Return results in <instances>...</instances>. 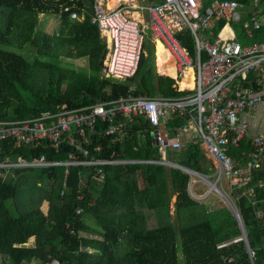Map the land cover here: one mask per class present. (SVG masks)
<instances>
[{"label": "trees", "instance_id": "16d2710c", "mask_svg": "<svg viewBox=\"0 0 264 264\" xmlns=\"http://www.w3.org/2000/svg\"><path fill=\"white\" fill-rule=\"evenodd\" d=\"M83 1L0 0L4 14L0 119L33 118L54 113L58 107L77 109L129 93L147 97L183 94L173 89V78L156 72L154 58L146 56L130 78L101 76L105 44L89 22L90 12ZM236 1L248 5L251 0ZM260 7L264 10V0ZM72 13L82 18H71ZM40 15L59 18L57 33L39 31ZM177 37L194 56L190 34ZM26 46L32 52L29 58L19 52ZM81 57L86 59V68H73L62 60ZM101 143L123 158H159L149 139L138 152L133 151L134 139L125 146L109 139ZM1 147L0 160L16 155L32 159L42 153L48 159L66 156V148L56 152L43 147ZM250 151V145L243 143L241 149H230L227 154L236 166H244ZM172 157L208 182L214 180L211 161L198 140L174 151ZM160 167L164 166H105L102 177L86 175L83 180L78 168L72 167L62 197L63 167L7 169L11 173L0 169V264H179V246L184 264H264V162L240 190L223 192L239 214L246 241L223 202L208 209L190 196L188 174L165 167L164 175ZM44 203L46 212L41 209ZM31 238L34 244L29 246Z\"/></svg>", "mask_w": 264, "mask_h": 264}, {"label": "built area", "instance_id": "2783aa9c", "mask_svg": "<svg viewBox=\"0 0 264 264\" xmlns=\"http://www.w3.org/2000/svg\"><path fill=\"white\" fill-rule=\"evenodd\" d=\"M91 1L89 22L105 44L100 75L116 80L134 76L146 56V40L153 43L154 57L158 41L170 57L175 75L157 73L173 78V89L183 94L147 97L129 93L77 109L58 107L54 113L33 118L0 119V151L3 144L12 149L43 147L56 152L66 148L63 159H48L46 153L32 159L6 156L0 160V169L63 167L62 197L72 167L78 168L81 180L86 175L100 178L105 166L124 164L163 165L188 174L167 157L198 140L211 161L216 182L224 176L231 189L240 190L264 162V136L249 138L248 124L241 119L264 101V10L260 0L248 5L236 0H116L110 7L108 0ZM70 17L82 18L75 13ZM186 32L194 56L177 37ZM188 68L193 70V88L181 89ZM106 139L120 146L134 139V152L149 139L159 158L120 157L101 143ZM243 143L251 147L248 154L242 153L248 163L236 166L227 153L241 149Z\"/></svg>", "mask_w": 264, "mask_h": 264}, {"label": "rangeland", "instance_id": "374dc122", "mask_svg": "<svg viewBox=\"0 0 264 264\" xmlns=\"http://www.w3.org/2000/svg\"><path fill=\"white\" fill-rule=\"evenodd\" d=\"M3 19H4V14L3 13H0V26L2 25L3 23ZM39 19V24H38V29L39 31L47 34V35H52L53 33H57V31L59 30L60 28V20L57 16H53V15H41L38 17ZM153 43H151L149 40H146V43H145V53H146V58L149 59V58H154V65L156 63V60H157V56H156V53H155V57H154V54H153ZM20 53H22L23 55H25L26 57L28 56L31 57V49L30 47H25L22 51H19ZM63 62L70 66V67H73V68H86V59L84 57H81V58H75V59H70V58H63L62 59ZM157 68L155 67V70L157 72L158 69H160V67L158 65H156ZM186 145V144H185ZM203 151V149H202ZM204 153V151H203ZM207 158V156H206ZM167 161H170V162H173L175 163L176 160L173 159L172 157V154H170V157H169V154H168V157H167ZM158 166H163V165H158ZM160 171L163 172L162 174L165 175V166L164 167H160ZM38 169V171L41 169V168H36ZM212 170V175H213V169ZM12 170H7V173H11ZM190 175V182H189V185H188V191H189V194L190 196L197 200V201H201L204 203V205L208 208V209H214V208H217L219 207V201H221V199L216 195L214 194V192L208 194L205 196V193L207 191V185L206 183L199 177H197L196 175H192L191 173H189ZM86 175V173L83 174V177ZM215 181V179L210 182V183H213ZM218 185V191L220 193L223 194V192H227V190L230 188L227 180L225 179L224 176L221 177V180H220V183H217ZM174 200H172L173 202ZM41 209L42 211L46 212L47 211V204L44 203L42 206H41ZM93 228H95V226L91 225ZM92 237V236H90ZM34 244V239L31 238L29 240V243L28 245L29 246H32ZM178 260H179V264H184L183 262V256H182V253H181V249H180V246L178 248Z\"/></svg>", "mask_w": 264, "mask_h": 264}, {"label": "crops", "instance_id": "0c3cea01", "mask_svg": "<svg viewBox=\"0 0 264 264\" xmlns=\"http://www.w3.org/2000/svg\"><path fill=\"white\" fill-rule=\"evenodd\" d=\"M156 51H157V47H156ZM156 62H157V60H156ZM158 72H161L160 69H158ZM169 75H171V74H169ZM171 76H173V75H171ZM184 78H186L185 80H187V76H185ZM184 78H183L182 82H184ZM241 119L243 121L247 122V124H248V137L249 138H252V137L257 136V135H263L264 136V101L262 103H260L254 110L250 111V113H247V112L243 113L241 115ZM201 149H203V148H201ZM203 151H204V149H203ZM204 155L207 156L205 154V152H204Z\"/></svg>", "mask_w": 264, "mask_h": 264}, {"label": "bare ground", "instance_id": "6f19581e", "mask_svg": "<svg viewBox=\"0 0 264 264\" xmlns=\"http://www.w3.org/2000/svg\"><path fill=\"white\" fill-rule=\"evenodd\" d=\"M115 1L116 0H108L107 7L112 6ZM156 47H157V51H156ZM155 53L157 56L156 65H158L160 67V71L161 72L164 71V72H166V74H171L174 76L175 75L174 66L172 63L168 62L170 57L167 55V53L163 49L162 45L158 41L155 43ZM165 62H168V64H167L166 68L163 69L162 67H163V64ZM188 70H187L188 73L186 72L187 80H185L186 78H184V82H182L179 86L182 89H184V88L192 89L193 88V70H192V68H188ZM212 192L213 191L211 190L210 193H212Z\"/></svg>", "mask_w": 264, "mask_h": 264}, {"label": "water", "instance_id": "95a60500", "mask_svg": "<svg viewBox=\"0 0 264 264\" xmlns=\"http://www.w3.org/2000/svg\"><path fill=\"white\" fill-rule=\"evenodd\" d=\"M83 2L87 6L89 12H92V1L91 0H84ZM186 171H187L188 174L191 173L192 175H196L197 177L201 178L206 183L207 191L205 193V196L210 194V191L212 190L214 192V194H216L221 199V202H223L228 207V209L231 211V213H233V215L235 216V218H236V220H237V222L239 224V227L241 229V236H242L241 238L246 241L245 232H244L243 226L241 224V220H240L239 214L237 213V211L235 210L233 205H231L229 203V201L226 199V197L222 193H220L218 191L216 180L213 183H210L202 175H200V174H198V173H196L194 171H191L189 169H186Z\"/></svg>", "mask_w": 264, "mask_h": 264}]
</instances>
